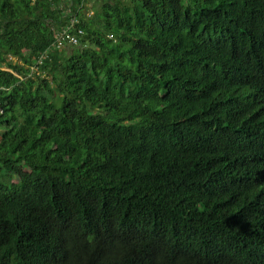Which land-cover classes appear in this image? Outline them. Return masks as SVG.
<instances>
[{"label":"trees","instance_id":"16d2710c","mask_svg":"<svg viewBox=\"0 0 264 264\" xmlns=\"http://www.w3.org/2000/svg\"><path fill=\"white\" fill-rule=\"evenodd\" d=\"M66 2L0 0V264H264V0H93L39 63Z\"/></svg>","mask_w":264,"mask_h":264},{"label":"built area","instance_id":"2783aa9c","mask_svg":"<svg viewBox=\"0 0 264 264\" xmlns=\"http://www.w3.org/2000/svg\"><path fill=\"white\" fill-rule=\"evenodd\" d=\"M85 3L82 0L81 3L75 5L72 0H67L65 6V15L67 16L66 24L62 29L56 31L55 39L48 51L40 55L38 62L42 63L43 59L47 55L56 50H60L65 46H74L80 43V36L84 33L83 29L79 26L80 18L78 17V11L84 9ZM73 7L77 8V11L73 10Z\"/></svg>","mask_w":264,"mask_h":264},{"label":"rangeland","instance_id":"374dc122","mask_svg":"<svg viewBox=\"0 0 264 264\" xmlns=\"http://www.w3.org/2000/svg\"><path fill=\"white\" fill-rule=\"evenodd\" d=\"M92 1L93 0L87 1V3H85V6H84V11L88 12V15H90V16L93 14L92 6H93L94 3Z\"/></svg>","mask_w":264,"mask_h":264}]
</instances>
